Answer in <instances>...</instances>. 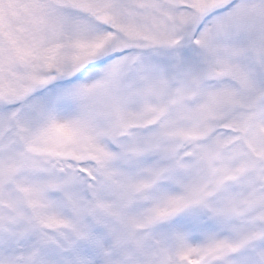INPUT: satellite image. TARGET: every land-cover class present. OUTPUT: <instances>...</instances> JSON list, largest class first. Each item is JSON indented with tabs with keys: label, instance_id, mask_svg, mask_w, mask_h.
Returning <instances> with one entry per match:
<instances>
[{
	"label": "snow or ice",
	"instance_id": "obj_1",
	"mask_svg": "<svg viewBox=\"0 0 264 264\" xmlns=\"http://www.w3.org/2000/svg\"><path fill=\"white\" fill-rule=\"evenodd\" d=\"M0 264H264V0H0Z\"/></svg>",
	"mask_w": 264,
	"mask_h": 264
}]
</instances>
